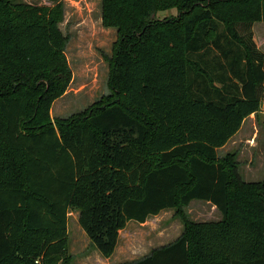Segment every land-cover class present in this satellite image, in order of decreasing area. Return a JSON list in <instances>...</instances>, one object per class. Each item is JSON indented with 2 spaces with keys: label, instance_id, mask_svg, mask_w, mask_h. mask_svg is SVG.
Masks as SVG:
<instances>
[{
  "label": "trees",
  "instance_id": "obj_1",
  "mask_svg": "<svg viewBox=\"0 0 264 264\" xmlns=\"http://www.w3.org/2000/svg\"><path fill=\"white\" fill-rule=\"evenodd\" d=\"M102 16L119 34L110 91L54 120L72 80L63 4L0 0V264H60L73 209L109 258L128 221L193 200L221 219L185 217L173 242L122 264H264V178L218 153L264 101V0H102Z\"/></svg>",
  "mask_w": 264,
  "mask_h": 264
},
{
  "label": "rangeland",
  "instance_id": "obj_2",
  "mask_svg": "<svg viewBox=\"0 0 264 264\" xmlns=\"http://www.w3.org/2000/svg\"><path fill=\"white\" fill-rule=\"evenodd\" d=\"M13 5L53 6L61 2L64 18L59 26L68 36L66 55L72 69V80L66 91L57 97L51 107L54 120L68 118L87 111L104 94L109 93L108 76L114 44L119 39L118 28L105 26L102 0H4ZM172 10H163L157 16L164 18ZM254 39L264 52V20L253 25ZM256 118V117H255ZM249 128L246 137L219 150L220 155L229 149L239 148L240 168L250 181L264 178V101L260 115ZM235 150V149H233ZM252 160V163L250 161ZM79 212H69L68 248L60 264H122L141 258L154 249L177 239L185 228V217L191 220H216L220 212L210 202L193 200L181 209L169 208L150 216L145 222L128 221L120 231L115 252L105 257L90 241L78 221Z\"/></svg>",
  "mask_w": 264,
  "mask_h": 264
},
{
  "label": "crops",
  "instance_id": "obj_3",
  "mask_svg": "<svg viewBox=\"0 0 264 264\" xmlns=\"http://www.w3.org/2000/svg\"><path fill=\"white\" fill-rule=\"evenodd\" d=\"M259 115H260V111L257 112V113H253V114L249 115V116L243 121V124H242L241 128L239 129V131H238L237 133H235V134L229 139V141H228L225 145H223L222 147H220V148L218 149V151L221 150V149H223L224 147L226 148L230 143H232L233 145H235V144L238 142L239 139H241L242 137H246V135L248 134V132H243V130H244L245 128H249V129H250L249 125L247 126L248 123H250V126H251V124H252V127H253L254 121H256V118H257ZM255 117H256V118H255ZM235 142H236V143H235ZM233 149H235V150H233ZM231 151L237 152V160H238L239 163H240V164H239V169L242 168L243 165L241 164V161L239 160V156H238V154L240 153L239 148H234V147H232V149L227 150V151L225 152V154L228 153V152H231ZM219 155H220V154H219ZM250 163H252V160L250 161ZM240 172H241V170H240ZM241 174H242V172H241ZM242 176H243V174H242ZM243 177H244V176H243ZM244 179L247 180L245 177H244ZM262 179H263V178H262ZM262 179H260V180H262ZM247 181H250V180H247ZM256 181H259V180H256ZM213 206H214V205H213ZM214 207H215V206H214ZM218 211H219V210H218ZM219 212H220V211H219ZM220 216L222 217L221 213H220ZM221 217H218L216 220H220Z\"/></svg>",
  "mask_w": 264,
  "mask_h": 264
}]
</instances>
